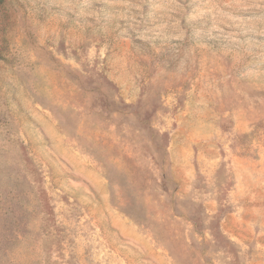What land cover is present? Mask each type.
Instances as JSON below:
<instances>
[{"label": "rangeland", "instance_id": "1", "mask_svg": "<svg viewBox=\"0 0 264 264\" xmlns=\"http://www.w3.org/2000/svg\"><path fill=\"white\" fill-rule=\"evenodd\" d=\"M0 264H264V0H0Z\"/></svg>", "mask_w": 264, "mask_h": 264}]
</instances>
